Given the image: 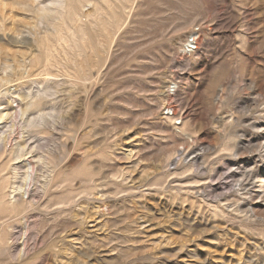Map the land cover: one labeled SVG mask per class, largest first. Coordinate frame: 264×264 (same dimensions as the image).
Masks as SVG:
<instances>
[{
    "label": "rangeland",
    "instance_id": "rangeland-1",
    "mask_svg": "<svg viewBox=\"0 0 264 264\" xmlns=\"http://www.w3.org/2000/svg\"><path fill=\"white\" fill-rule=\"evenodd\" d=\"M263 155L264 0H0V264H264Z\"/></svg>",
    "mask_w": 264,
    "mask_h": 264
},
{
    "label": "bare ground",
    "instance_id": "bare-ground-1",
    "mask_svg": "<svg viewBox=\"0 0 264 264\" xmlns=\"http://www.w3.org/2000/svg\"><path fill=\"white\" fill-rule=\"evenodd\" d=\"M190 38H191V40L188 39V42H187L188 45L191 44V43H193L194 35L192 34V35L190 36ZM263 156H264V155H263ZM27 177L31 178V177L28 176V175H27ZM27 177H26V178H27Z\"/></svg>",
    "mask_w": 264,
    "mask_h": 264
},
{
    "label": "built area",
    "instance_id": "built-area-1",
    "mask_svg": "<svg viewBox=\"0 0 264 264\" xmlns=\"http://www.w3.org/2000/svg\"><path fill=\"white\" fill-rule=\"evenodd\" d=\"M168 112H171V109H169V111Z\"/></svg>",
    "mask_w": 264,
    "mask_h": 264
}]
</instances>
